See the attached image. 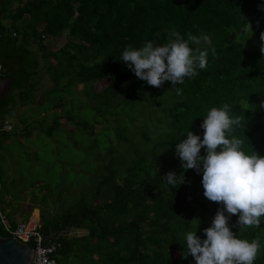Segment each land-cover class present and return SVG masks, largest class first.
<instances>
[{
	"label": "trees",
	"instance_id": "trees-1",
	"mask_svg": "<svg viewBox=\"0 0 264 264\" xmlns=\"http://www.w3.org/2000/svg\"><path fill=\"white\" fill-rule=\"evenodd\" d=\"M247 21L252 32L243 31ZM170 31H179L185 39L191 33L211 40V45H199L208 51L206 69L177 85L180 95L170 81L153 87L121 61L127 47L140 48L148 41L167 43ZM65 33L66 42L54 50ZM261 33L264 0H0V79L6 80L5 92L0 93L2 121L17 107L36 104L38 113L56 110L63 106L64 95L78 85L85 86L86 97L96 102L95 122L113 114L117 127L123 114L119 107L133 109L140 98L156 100L168 89L176 96L174 100L171 94L173 102L157 118L161 140L147 127H137L143 148L135 160L128 162L122 155L102 164L91 201L81 198L50 223H42L43 234L60 243L57 264H196L191 254L184 256L186 233L196 230L205 240L204 229L211 227L224 205L204 196L202 164L199 171L181 168L176 145L187 139V130L202 140L201 125L208 110L227 103L229 115L241 117L232 135L244 141L247 154L254 151L264 157V40L249 43L251 34L255 40ZM43 63L52 79L48 92L52 98L39 104L36 91ZM98 83L106 85L96 92ZM66 118L92 134V123L76 122L70 113ZM61 119L54 113L51 125L42 129L47 137ZM20 121L22 130L15 124L14 131L0 134V140L30 136L27 118L20 116ZM130 121L137 125L140 120L130 117ZM161 123L164 130L159 129ZM200 155H206L204 148ZM169 172L183 173L184 182L177 188L167 184L162 177ZM2 186L0 178L4 204ZM6 216L0 213L14 228L17 223L7 222ZM237 219L231 216V230L240 238L260 240L254 264H264V217L259 228L240 229ZM73 230L86 233L77 235ZM0 235L9 236L2 223Z\"/></svg>",
	"mask_w": 264,
	"mask_h": 264
},
{
	"label": "rangeland",
	"instance_id": "rangeland-1",
	"mask_svg": "<svg viewBox=\"0 0 264 264\" xmlns=\"http://www.w3.org/2000/svg\"><path fill=\"white\" fill-rule=\"evenodd\" d=\"M66 35L65 33L52 46L54 50L66 42ZM250 36V44L261 41V38L254 40V35ZM259 45L260 42L257 43V48ZM40 66L42 69L36 100L39 104H45L52 98L48 95L52 79L43 69L44 63ZM104 85L106 84H95V91L98 92ZM5 88L6 82L0 83V93ZM85 89V86L78 85L69 90L64 95L63 106L47 113H38L36 104L13 110L16 113L17 130L24 127L20 121V116H24L28 120L26 128L30 136L5 137L0 140V178L4 189V204L0 203V213L4 217L7 215V222L19 223L34 217L40 219L41 225L47 224L79 199L91 201L100 180L101 165L122 155L126 161L131 162L143 148V136L137 127H147L158 139H162V132L157 131V118L163 116V109L173 102L170 100L173 98L171 94L175 100L173 90L164 91L156 100L147 99L141 102L140 98L133 109L119 107V112L124 115L119 116L121 124L117 127L113 114L100 118L102 122H95L93 114L96 102L86 97ZM155 103L157 106L153 108ZM54 113L62 116L61 125L51 137H47L42 129L51 125ZM67 113L76 122L85 120L92 123V134L89 129L85 132L68 121ZM130 117L140 121L134 125ZM165 128V124L161 123L159 129ZM124 134H128V138ZM98 203L97 201L96 204ZM74 232L77 235L86 233L82 230H73L72 233Z\"/></svg>",
	"mask_w": 264,
	"mask_h": 264
},
{
	"label": "clouds",
	"instance_id": "clouds-1",
	"mask_svg": "<svg viewBox=\"0 0 264 264\" xmlns=\"http://www.w3.org/2000/svg\"><path fill=\"white\" fill-rule=\"evenodd\" d=\"M243 31L252 32L250 22L247 21ZM168 36L164 44L148 41L140 48L127 47L121 61L153 87L170 81L180 95L182 89L176 86L182 85L186 77L198 75V70L206 69L208 51L201 50L199 45L202 42L211 45V40L207 35L198 37L191 33L185 39L179 31H170ZM261 51L264 52V47ZM229 111L227 103L212 107L201 125L205 130L203 139L187 130V139L176 145L181 168L199 171L202 164L204 196L224 205L217 211L211 227L204 229L205 240L201 241L196 230L186 233L184 256L191 254L196 264H254L261 248L258 238L251 241L240 238L229 226L233 215L238 217L236 224L240 229L259 228L264 217V157L243 150L244 141L232 135L241 117L233 118ZM202 148L206 150L205 156L200 155ZM162 179L175 188L184 182L183 173L169 172Z\"/></svg>",
	"mask_w": 264,
	"mask_h": 264
},
{
	"label": "built area",
	"instance_id": "built-area-1",
	"mask_svg": "<svg viewBox=\"0 0 264 264\" xmlns=\"http://www.w3.org/2000/svg\"><path fill=\"white\" fill-rule=\"evenodd\" d=\"M2 66L0 64V76ZM15 129V113H9L4 121L0 119V134L3 132H12ZM4 230L9 237L17 239L23 244L31 242V248H34L35 261L32 264H57L56 253L60 248V243L52 236H46L42 232V225L39 218L30 217L25 221L17 223L11 228L0 218Z\"/></svg>",
	"mask_w": 264,
	"mask_h": 264
},
{
	"label": "water",
	"instance_id": "water-1",
	"mask_svg": "<svg viewBox=\"0 0 264 264\" xmlns=\"http://www.w3.org/2000/svg\"><path fill=\"white\" fill-rule=\"evenodd\" d=\"M5 80L0 79V83ZM34 248L12 237L0 235V264H32Z\"/></svg>",
	"mask_w": 264,
	"mask_h": 264
},
{
	"label": "crops",
	"instance_id": "crops-1",
	"mask_svg": "<svg viewBox=\"0 0 264 264\" xmlns=\"http://www.w3.org/2000/svg\"><path fill=\"white\" fill-rule=\"evenodd\" d=\"M6 89V88H5ZM4 92H5V90H4Z\"/></svg>",
	"mask_w": 264,
	"mask_h": 264
},
{
	"label": "flooded vegetation",
	"instance_id": "flooded-vegetation-1",
	"mask_svg": "<svg viewBox=\"0 0 264 264\" xmlns=\"http://www.w3.org/2000/svg\"><path fill=\"white\" fill-rule=\"evenodd\" d=\"M5 82H6V80H5ZM3 93V92H2Z\"/></svg>",
	"mask_w": 264,
	"mask_h": 264
}]
</instances>
